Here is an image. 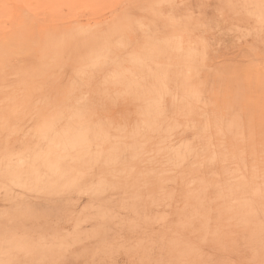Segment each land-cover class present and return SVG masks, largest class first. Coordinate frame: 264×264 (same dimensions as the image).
I'll use <instances>...</instances> for the list:
<instances>
[{
	"label": "rangeland",
	"instance_id": "rangeland-1",
	"mask_svg": "<svg viewBox=\"0 0 264 264\" xmlns=\"http://www.w3.org/2000/svg\"><path fill=\"white\" fill-rule=\"evenodd\" d=\"M29 1L0 0V44L16 60L26 48L17 41L21 9L37 4ZM50 1L54 14L36 15L55 25L38 18L39 32L107 28L118 38L145 0ZM263 1L202 0L191 5L195 25L210 28L184 36L137 14L107 59L84 38L75 64L45 72L42 92L24 96L28 106L0 108V264H264Z\"/></svg>",
	"mask_w": 264,
	"mask_h": 264
},
{
	"label": "bare ground",
	"instance_id": "bare-ground-1",
	"mask_svg": "<svg viewBox=\"0 0 264 264\" xmlns=\"http://www.w3.org/2000/svg\"><path fill=\"white\" fill-rule=\"evenodd\" d=\"M29 1V0H28ZM36 1V3L37 4H35V5H33V4H28L27 5V8H26V10H23V9H21V13H22V15H26V20H22L21 22H18V28L17 29H19L18 30V32H19V34H18V36H17V41H18V43L19 44H21V45H24V46H26V48H25V52H24V54H25V56H23L20 60H16L15 58H11V55H10V53H9V50H8V44H5V43H2V50H0V108L1 109H6L7 108V110H9V109H12L13 107H15V106H18V105H23V104H25V106H28V103H26V99L24 98V96H27V95H29V93L30 94H37V92H42V89H43V82H45V78H44V76H45V72H46V74L47 73H50L51 75L53 74V75H55V77L57 76V73H59V72H57V70H59V68L60 69H62L63 67H64V65H65V67H66V69L70 66V63L72 62V61H74V64H75V62L77 61V58H78V48H77V46L79 45L78 43H82L83 42V40H84V38H91L94 42H95V44L93 45V49L96 51V53L99 55V57H100V59L102 60L103 58H105V59H107L109 56V54H107L110 50H111V48L110 47H112V43H115V44H120V43H122V44H125L126 43V40H127V37H123V34H122V32L125 34V33H127V32H129V31H131V30H133L134 28L132 27V24H133V22L135 21H138V20H140V19H137L136 17H134L135 15H137V14H140L139 15V17L141 16L142 17V21L144 22V23H150L151 25H152V27L154 28V27H156V28H162V30L163 31H166V32H170V33H172V32H175V33H177V32H181L182 33V35L184 36V35H188L189 34V31H191V30H203V31H205V30H207V29H209L208 28V25H204L203 27H202V23H199L200 25H198L197 26V24L195 25V23L197 22L196 21V19H197V17L198 16H195L194 14V10H193V6H191V5H198V4H200L201 3V1L202 0H145L144 2H143V4H141V5H135L136 7L135 8H133V9H130L128 12H127V14H126V16L128 17V19H125L124 18V21H123V27H122V30H121V32H120V34L117 36L118 38H116V37H114V36H110L109 35V30L107 29V28H104L103 30H107L105 33H102V34H100V35H96V34H93L92 36H89V33L88 34H86V35H83V34H80V33H77L76 35H71V34H69V35H64V36H66V37H64V36H62V37H59V36H52L53 35V33H52V35H50V34H47V35H45V32L43 31V29H42V31H40L39 32V27H38V23H36V22H38L37 20H38V16L36 15L39 11H41V10H43V11H45V10H48L49 9V11L51 12V14L50 15H53L54 13L52 12V11H54V8L55 7H53L54 5H50V3H48V4H44L45 3V0H44V3L43 4H41L42 2H39V1H37V0H35ZM34 1V2H35ZM50 1V0H49ZM207 1V0H206ZM221 1V0H220ZM242 1H244V0H242ZM249 1V0H248ZM252 1H256V0H252ZM29 2H31V1H29ZM39 2V3H38ZM46 2H48V1H46ZM51 2V1H50ZM215 2H217V1H215ZM227 2V1H226ZM263 3H264V1H263ZM205 5H207L206 3H204ZM227 4V3H226ZM225 4V5H226ZM204 5V6H205ZM251 5V4H250ZM249 5V6H250ZM258 5L259 4H257V7H258ZM213 7H215V6H213ZM225 7V6H224ZM245 7H247L248 9H249V13H248V15L250 16L251 14H252V12H253V8L252 7H248L247 5L246 6H242V9L244 10L245 9ZM256 7V8H257ZM261 7L264 9V4H262L261 5ZM206 8V7H205ZM223 8V7H222ZM227 8V7H226ZM241 8V7H240ZM252 8V9H251ZM215 10V9H214ZM241 10V9H240ZM206 11V10H205ZM248 11V10H247ZM235 12V11H234ZM254 12H255V10H254ZM230 13V12H229ZM232 15V14H231ZM125 16V17H126ZM144 16H146L147 17V19H144ZM200 17V16H199ZM233 17H236V16H233ZM253 17V16H252ZM41 18H43L42 16H41ZM48 18L49 17H47V18H43V19H40L39 18V22H40V20H44V19H46V21H47V23L46 24H54L53 23V21L52 20H54V16H53V18H52V22H49L48 21ZM261 18H263V20H262V24L264 23V14H262L261 15ZM51 18H49V20H50ZM55 20H56V18H55ZM55 20H54V22H55ZM204 20V19H203ZM177 21L178 22H182L183 23V25H177ZM199 21V20H198ZM49 22V23H48ZM134 22V23H135ZM190 22L192 23H194V25H190ZM258 22V21H257ZM37 25H36V24ZM42 23H43V21H42ZM41 23V24H42ZM44 23V24H45ZM56 23H58V22H56ZM259 23H261L260 21H259ZM30 24V25H29ZM40 24V23H39ZM255 24V23H254ZM55 25V24H54ZM258 25V24H257ZM264 25V24H263ZM47 26V25H46ZM37 27V28H36ZM42 27V26H41ZM54 27H57V26H54ZM53 27V28H54ZM262 27L263 26H261L260 28H258V29H256L255 30V32L257 33H260V32H262V31H259V30H262ZM36 28V29H35ZM58 29V28H57ZM52 30V29H51ZM50 30V31H51ZM77 32H81V31H83V29L82 30H76ZM97 31V30H96ZM230 31V30H229ZM29 32H31V33H29ZM88 31H84V33H87ZM253 32V31H252ZM35 34L34 36H33V39L32 40H30L29 41V39H31V35L30 34ZM51 33V32H50ZM59 33V32H58ZM91 33V32H90ZM30 35V36H29ZM172 37V35L171 34H169L165 39L166 40H170V39H172L171 38ZM245 37V36H244ZM246 37H247V35H246ZM148 38H149V36L147 37V41H148ZM151 38V37H150ZM182 38V37H181ZM243 38V37H242ZM174 39V38H173ZM78 41L76 44H73V45H70L69 47L68 46H66L65 44H62V42H65V41ZM151 40H153V39H151ZM151 40H149V41H151ZM180 40V39H179ZM170 41H172V42H174L173 40H170ZM120 42V43H119ZM154 42V41H153ZM167 42H169V41H167ZM175 42H177V41H175ZM175 42H174V44H175ZM182 42V41H181ZM178 43V42H177ZM183 43V42H182ZM246 43V42H245ZM157 44V43H156ZM184 44V43H183ZM180 46V44L178 43L177 44V46ZM122 46V45H121ZM120 46V47H121ZM154 47V46H153ZM75 51V52H74ZM194 51V50H193ZM202 51V50H201ZM195 52V51H194ZM191 53H193L192 51H191ZM217 53V52H216ZM149 54V53H148ZM106 55V56H105ZM152 55V54H151ZM201 55H204V54H201ZM200 55V56H201ZM149 56H150V54H149ZM148 56V57H149ZM67 60H66V59ZM190 58V57H189ZM192 58V57H191ZM68 59L70 60V61H68ZM214 63V62H213ZM103 64V63H102ZM197 64H199V63H197ZM230 64V63H229ZM228 64V65H229ZM231 64H233V63H231ZM209 65V64H208ZM211 65V64H210ZM234 65V64H233ZM106 66V65H105ZM197 66V65H196ZM201 66V65H200ZM227 66V65H226ZM64 67V68H65ZM94 67H99V65L97 66V65H92L91 67H90V69H93ZM198 67V66H197ZM203 68H204V66H202ZM201 67V68H202ZM212 67V66H211ZM225 67V66H224ZM96 68H94L95 70H96ZM193 68H194V66H193ZM196 68V67H195ZM205 68H207V67H205ZM47 69H51L52 71H47ZM93 69V70H94ZM199 69V68H198ZM92 70V71H93ZM66 71V70H65ZM76 71H78V69L76 70L75 68H74V70H73V72H76ZM90 71V70H89ZM91 71V72H92ZM164 71V70H163ZM91 72H89V74L91 73ZM240 72V71H239ZM93 73V72H92ZM102 73V72H101ZM160 73H161V71H160ZM197 74H199L198 72H196ZM77 74V73H76ZM163 75L165 74V73H162ZM167 74V73H166ZM190 74V73H189ZM192 74H193V72H192ZM196 74V75H197ZM70 75V74H69ZM91 75V74H90ZM90 75H89V78H90ZM98 75V74H97ZM104 75V74H103ZM158 75V74H157ZM102 76V75H101ZM201 76H203V75H201ZM201 76H199V77H201ZM80 77V76H79ZM97 77H99L98 79H100V76H97ZM165 77H168V76H165ZM192 77H194L193 75H192ZM198 77V78H199ZM225 77V76H224ZM241 77V76H240ZM75 78V77H74ZM84 78V77H83ZM88 78V77H87ZM86 78V79H87ZM158 78V77H157ZM197 78V79H198ZM223 78V77H222ZM226 78V77H225ZM228 78V77H227ZM92 79V78H91ZM91 79H89V80H91ZM95 79V78H94ZM103 79V78H102ZM173 79V78H172ZM196 79V78H195ZM88 80V79H87ZM86 80V81H87ZM163 80V79H162ZM83 81V80H82ZM95 81V80H94ZM54 83H55V80L53 81ZM159 82H163V81H161V79H160V81ZM159 82H157V83H159ZM83 83H85V82H82V84ZM81 84V82L79 83V85ZM160 84V83H159ZM158 84V85H159ZM70 85H72V84H70ZM86 85V84H85ZM84 85V86H85ZM162 85H164V84H162ZM83 86V87H84ZM103 86V85H102ZM82 87V86H81ZM81 87L79 86V89H81ZM101 87V86H100ZM166 87V86H165ZM83 89V88H82ZM82 89H81V91H82ZM167 89V88H166ZM84 90H86V89H84ZM9 92V95H6L7 93ZM70 92H72V89H71V91ZM78 93H79V91H77ZM84 92V91H83ZM89 92V90L87 91V93ZM104 92H106V90H104ZM151 92V91H150ZM82 93V92H81ZM42 94V93H41ZM71 94V93H70ZM74 94L78 97V95H80V93L77 95L76 94V90L74 91V93L72 92V96L73 97H75L74 96ZM89 95V94H88ZM23 97V98H19V97ZM71 96V97H72ZM84 96V95H83ZM110 96V95H109ZM47 97V96H46ZM45 97V98H46ZM53 97H55V96H53ZM52 97V98H53ZM67 97V96H66ZM69 97V96H68ZM81 97H82V95H81ZM86 97V96H85ZM40 99V98H39ZM39 99H38V102H39ZM49 99V98H48ZM71 99V98H70ZM76 99V98H75ZM77 99H79V98H77ZM137 99V98H136ZM45 100V99H44ZM68 100V99H67ZM66 100V101H67ZM82 100H83V98H82ZM153 100V99H152ZM41 101H43V100H41ZM73 101V100H72ZM76 101V100H75ZM185 101V100H184ZM37 102V101H36ZM74 102V101H73ZM73 102H72V104H73ZM75 103V102H74ZM78 103H79V101H78ZM125 103V102H124ZM154 103V102H153ZM257 103V102H256ZM42 104V103H41ZM66 104V103H65ZM76 104V103H75ZM86 104V103H85ZM150 104V103H149ZM183 104H185L184 102H183ZM192 104V103H191ZM38 105V104H37ZM36 105V106H37ZM144 105V104H143ZM146 105V104H145ZM144 105V106H145ZM194 105V104H193ZM192 105V106H193ZM35 106V107H36ZM148 106V105H147ZM186 106V105H185ZM191 106V107H192ZM257 106V105H256ZM38 107H40V106H38ZM81 107L82 108H84L83 107V105H81ZM132 107V106H131ZM188 107V106H187ZM186 107V109H188ZM31 108H33V107H31ZM257 108H258V106H257ZM34 109V108H33ZM72 109V108H71ZM71 109H69V110H71ZM107 109H109V108H107ZM147 109V108H146ZM183 109V108H182ZM189 109H191V108H189ZM35 110V109H34ZM33 110V111H34ZM162 110H164V109H162ZM259 110V109H258ZM62 111H66V110H62ZM79 111V110H78ZM113 111V110H112ZM191 111V110H190ZM25 112V111H24ZM57 112V111H56ZM80 112V111H79ZM83 112V111H82ZM106 112H108V110L106 111ZM137 112H139V111H137ZM141 112H143V111H141ZM156 112H157V110H156ZM162 112H164V111H162ZM254 112V111H253ZM78 113V112H77ZM81 113V112H80ZM79 113V114H80ZM84 113V112H83ZM92 113V112H91ZM144 113V112H143ZM160 113V112H159ZM183 113H185V112H183ZM187 113V112H186ZM63 114H65V113H63ZM126 114V113H125ZM124 114V115H125ZM147 114H148V112H147ZM149 114H150V111H149ZM251 114V113H250ZM81 115V114H80ZM83 116V115H82ZM81 116V117H82ZM86 116V114L84 115V117ZM91 116V115H90ZM89 116V117H90ZM145 116V115H144ZM157 116V114L155 115V117ZM160 116V115H159ZM183 116V115H182ZM181 116V117H182ZM192 116V115H191ZM88 117V116H87ZM126 116H124V120L127 122V120H126V118H125ZM181 117L179 116V118L181 119ZM262 117V116H261ZM123 118V117H122ZM145 118V117H144ZM147 118V117H146ZM251 118V117H250ZM73 119V118H72ZM84 119V118H83ZM160 119V118H159ZM92 120V119H91ZM253 120V119H252ZM60 121H61V118H60ZM62 121H63V119H62ZM72 121V120H71ZM73 121H74V119H73ZM98 121V120H97ZM131 121V120H130ZM160 121V120H159ZM1 122V121H0ZM65 122V121H64ZM62 123V124H65V123ZM82 122V121H81ZM89 122H90V120H89ZM102 122V121H101ZM101 122H99V123H101ZM135 122V121H134ZM132 123L133 125H134V128H136V126H135V123ZM158 122V121H157ZM30 123V122H29ZM28 123V124H29ZM68 123V122H67ZM75 123H77V121H75ZM83 123V122H82ZM94 123V122H93ZM104 123V122H103ZM159 123V122H158ZM249 123V122H248ZM98 124V123H97ZM157 124V123H156ZM250 124V123H249ZM4 125L6 126V124L4 123ZM101 125H102V123H101ZM122 125V124H121ZM143 125V124H142ZM151 125V124H150ZM149 125V126H150ZM25 126V125H24ZM23 126V127H24ZM28 126V125H27ZM61 126V125H60ZM89 126H91V125H89ZM92 126H94V124L92 125ZM146 126H148V125H146ZM249 126V125H248ZM3 127V126H2ZM98 127V126H97ZM96 127V128H97ZM108 127H110V126H108ZM157 127V126H156ZM192 127V126H191ZM6 128V127H5ZM59 128V127H58ZM65 128V127H64ZM77 128V127H76ZM76 128H75V130H76ZM93 128V127H92ZM95 128V127H94ZM149 128V127H148ZM151 128V127H150ZM159 128V127H158ZM8 129V128H7ZM90 129V128H89ZM115 129H116V127H115ZM138 129H142V128H136V130L138 131ZM60 130H62L61 128H60ZM83 130V129H82ZM93 130V129H92ZM101 130V129H100ZM119 130V129H118ZM117 130V131H118ZM125 130V129H124ZM124 130H122V132L124 131ZM56 131V130H55ZM55 131H53V133L55 132ZM95 131V130H94ZM116 131V130H115ZM135 131V130H134ZM144 131H146V129L144 130ZM28 132H29V130H28ZM65 132V131H64ZM97 132V130L95 131V133ZM141 132V131H140ZM14 133V132H13ZM13 133H10L11 135L13 134ZM27 133V132H26ZM26 133L25 134H23V136L25 135L26 136ZM101 133V132H100ZM102 133H104V132H102ZM101 133V134H102ZM134 133V132H133ZM204 133V132H203ZM28 134V133H27ZM55 134V133H54ZM61 134V133H60ZM87 134H89L90 135V133H88V131H87ZM97 134V133H96ZM100 134V135H101ZM117 134H118V132H117ZM230 134V133H229ZM228 134V135H229ZM10 135V136H11ZM62 135V134H61ZM94 135V134H93ZM105 135V134H104ZM135 135V134H134ZM22 136V137H23ZM63 136V135H62ZM102 136H103V134H102ZM122 136H123V134H122ZM131 136H132V134H131ZM158 136V135H157ZM44 137V136H43ZM53 137V136H52ZM55 137V136H54ZM66 137V136H65ZM64 137V139H66ZM87 137H88V135H87ZM90 137V136H89ZM88 137V138H89ZM94 138H95V136H93ZM210 137V136H209ZM24 138V137H23ZM69 138H71V136L69 137ZM75 138V137H74ZM94 138H93V141H94ZM102 138V137H101ZM133 138V137H132ZM138 138V137H137ZM143 138V137H142ZM195 138V137H194ZM72 139V138H71ZM76 139V138H75ZM97 139V138H96ZM112 139H115V138H112ZM196 139V138H195ZM73 140V139H72ZM90 140V139H89ZM102 140V139H101ZM119 140H120V138H119ZM153 140V139H152ZM4 141V140H3ZM53 141V140H52ZM67 141V143H68V141H71V140H65L64 142H66ZM81 141H83V139H81L80 140V142ZM103 141V140H102ZM192 141H194V140H192ZM191 141V142H192ZM196 141V140H195ZM201 141V140H200ZM237 141V140H236ZM241 141V140H240ZM84 142H85V140H84ZM84 142H81V144L82 143H84ZM104 142V141H103ZM158 142V141H157ZM202 142V141H201ZM24 143V142H23ZM32 143H34V142H32ZM53 143V142H52ZM75 143V142H74ZM77 143V142H76ZM183 143H185V142H183ZM183 143L181 144L182 146H183ZM188 144H184V145H190L189 144V142H187ZM194 144H195V142H193ZM200 143V142H199ZM239 143V142H238ZM64 144H66V143H64ZM80 144V143H79ZM85 144V143H84ZM69 145V144H68ZM71 145H73V143L71 144ZM118 145V144H117ZM116 145V146H117ZM120 145H122V144H120ZM160 145V144H159ZM163 145V144H162ZM161 145V146H162ZM208 145V144H207ZM79 146V145H78ZM92 145H90L89 147H91ZM98 146V145H97ZM125 146V145H124ZM137 146V145H136ZM202 146V145H201ZM24 147V146H23ZM27 147V146H26ZM31 147V146H30ZM79 147H82V146H79ZM84 147V146H83ZM88 147V148H89ZM128 147H130L131 148V146H128ZM192 147H194V146H192ZM32 148V147H31ZM98 148V147H97ZM157 148V147H156ZM188 148H190V147H188ZM251 148V147H250ZM26 149V148H25ZM24 149V150H25ZM123 149V148H122ZM129 149V148H128ZM133 149H134V147H133ZM164 149V148H163ZM211 149V148H210ZM23 150V151H24ZM41 150V149H40ZM67 150V149H66ZM68 150H70V149H68ZM86 150V149H85ZM90 150V149H89ZM111 150V149H110ZM125 150V149H124ZM129 150H131V149H129ZM199 150V149H198ZM82 151H84V150H82ZM87 151V150H86ZM99 151V150H98ZM96 152V153H98L99 154V152ZM102 151H104L103 149H102ZM122 151V150H121ZM184 151H186V150H184ZM196 151V150H195ZM74 152V151H73ZM75 152H79V154H80V151H76L75 150ZM111 152V151H110ZM172 152V151H171ZM20 153V152H19ZM39 153V152H38ZM93 153V152H92ZM101 153H103V152H101ZM109 153V152H108ZM127 153V152H126ZM169 153V152H168ZM183 153H185V152H183ZM191 153V152H190ZM196 153V152H195ZM201 153V152H200ZM241 153V152H240ZM44 156H45V154L44 153H42ZM53 154V153H52ZM51 154V155H52ZM79 154H77V155H74L75 157L76 156H78ZM98 154H96L97 156H98ZM125 154V153H124ZM167 154V153H166ZM197 154V153H196ZM199 154V153H198ZM252 154H254V153H252ZM34 155V154H33ZM32 155V156H33ZM82 155V154H81ZM80 155V156H81ZM85 155H86V153H84V157L83 158H85ZM91 155V154H90ZM135 155V154H134ZM39 156V155H38ZM83 156V155H82ZM87 156V155H86ZM103 156H105V155H103ZM48 157H50V154H49V156ZM54 157V156H53ZM79 157V156H78ZM77 157V158H78ZM102 157V156H101ZM125 157V156H124ZM194 157V156H193ZM192 157V158H193ZM24 158V157H23ZM27 158H28V155H27ZM34 158H36V157H34ZM52 158V157H51ZM55 158V157H54ZM68 158V157H67ZM67 158H64V160H66ZM138 158V157H137ZM61 159V158H60ZM63 159V158H62ZM71 159V158H70ZM79 160H81L80 159V157L78 158ZM99 159H100V157H99ZM20 160V159H19ZM19 160H18V162H19ZM25 160H27V159H25ZM31 160V159H30ZM29 160V161H30ZM74 160V159H73ZM21 161V160H20ZM23 161V160H22ZM21 161V162H22ZM32 161H33V159H32ZM51 161V160H50ZM78 161V160H77ZM226 161V160H225ZM26 163H28V161H25ZM24 162V163H25ZM54 162V161H53ZM68 162V161H67ZM72 162V161H71ZM74 163H75V160L73 161ZM213 162V161H212ZM73 163V164H74ZM80 163H82V162H80ZM16 165H17V163H15ZM18 164H20V162L18 163ZM66 164V163H65ZM212 164V163H211ZM21 165H22V163H21ZM20 165V166H21ZM28 165V164H27ZM27 165L25 166V167H27ZM256 165V164H255ZM23 166V165H22ZM3 167H4V165H3ZM6 167V166H5ZM24 167V168H25ZM10 169H11V167H9ZM13 168V167H12ZM22 168V167H21ZM4 169V168H3ZM26 169V168H25ZM223 169H225V168H223ZM1 170H2V168H1ZM14 170V169H13ZM16 170H18V169H16ZM22 170V169H21ZM4 171H6V170H4ZM9 171V170H8ZM7 171V172H8ZM15 171V170H14ZM14 171H13V173H14ZM27 171V170H26ZM10 172V171H9ZM8 172V173H9ZM16 172V171H15ZM19 172V171H18ZM5 173V172H4ZM22 174V173H21ZM24 174V173H23ZM36 174V173H35ZM7 175H9V174H7ZM18 175V174H17ZM31 176V175H30ZM33 176V175H32ZM24 177H26V174H25V176ZM29 178V177H28ZM23 179H21V181H22ZM17 181V179L15 180V182ZM27 181H28V179H27ZM24 182H26V180L24 181ZM23 182V183H24ZM31 182V181H30ZM35 183V182H34ZM202 183V182H201ZM22 185V184H21ZM35 185V184H34ZM37 185V184H36ZM202 185V184H201ZM25 186V185H24ZM23 186V187H24ZM227 190V189H226ZM229 195V194H228ZM215 210V209H214ZM217 211V210H216ZM221 213V212H220ZM224 214V213H223ZM215 215V214H214ZM213 216V215H212ZM222 216V215H221ZM208 217V216H207ZM216 217H217V215H216ZM215 218V217H214ZM218 218V217H217ZM249 218V217H248ZM201 219V218H200ZM245 219V218H244ZM209 220V219H208ZM240 220V219H239ZM248 220V219H247ZM246 220V221H247ZM218 221V220H217ZM244 221V220H243ZM251 221V220H250ZM220 222V221H219ZM236 222H238V220L236 221ZM204 223V222H203ZM207 223V222H206ZM205 223V224H206ZM209 223V222H208ZM247 223V222H246ZM248 224V223H247ZM200 225V224H199ZM208 225V224H207ZM202 228V227H201ZM207 228V227H206ZM199 230V229H198ZM202 230V229H201ZM208 230V229H207ZM205 231V230H204ZM214 232V231H213ZM205 233V232H204ZM207 233V232H206ZM203 236H204V234H203ZM207 236V235H206ZM214 236V235H213Z\"/></svg>",
	"mask_w": 264,
	"mask_h": 264
}]
</instances>
